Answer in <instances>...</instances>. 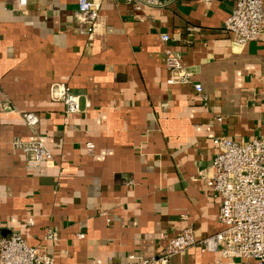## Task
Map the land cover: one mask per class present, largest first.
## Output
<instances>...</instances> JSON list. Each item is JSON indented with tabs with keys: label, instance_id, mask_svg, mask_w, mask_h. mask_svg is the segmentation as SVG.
<instances>
[{
	"label": "crops",
	"instance_id": "obj_1",
	"mask_svg": "<svg viewBox=\"0 0 264 264\" xmlns=\"http://www.w3.org/2000/svg\"><path fill=\"white\" fill-rule=\"evenodd\" d=\"M234 4L176 0L135 10L105 0L89 42L78 0H0V238L20 233L58 264H108L158 254L161 234L222 230L218 199L195 177L213 161L215 137L264 134V35L235 43L224 26ZM162 33L206 99L193 84L169 82ZM61 83L80 96L81 112L68 116L53 98ZM27 112L38 114L36 131L52 154L38 166L13 145L31 134ZM49 230L57 240L46 239ZM220 257L194 246L171 264Z\"/></svg>",
	"mask_w": 264,
	"mask_h": 264
},
{
	"label": "built area",
	"instance_id": "obj_2",
	"mask_svg": "<svg viewBox=\"0 0 264 264\" xmlns=\"http://www.w3.org/2000/svg\"><path fill=\"white\" fill-rule=\"evenodd\" d=\"M29 0H17L20 7ZM105 0H78L80 31L89 42L93 41L101 21V9ZM132 5L135 10L147 7H161L176 0H114ZM210 5L215 0H196ZM234 8L225 21V29L234 35V41L244 46L257 41L264 35V0H234ZM167 45L166 64L173 73L171 83L193 84L198 95L206 99L201 83L194 82V74L182 63V55L170 46L171 36L161 34ZM52 96L63 101L66 114L82 110L80 96L63 83L53 85ZM90 103H86V107ZM9 108V107H7ZM23 119L31 130L28 139H15L14 147L30 154L29 166H38L52 157L51 152L39 138L36 128L38 114L27 112ZM68 119H66L67 121ZM217 120L221 122L222 116ZM217 153L211 164L197 173L196 179L203 180L212 188L219 201V220L223 229L199 238L193 227H187L177 235L166 238V244L153 256L144 257L128 254L117 262L108 264H171L173 257L190 247H198L201 252L219 251L218 264L229 260L228 264H264V134L252 140H233L227 136H217L213 140ZM94 145L87 148L92 152ZM84 233L77 237L84 238ZM48 240H57V233L49 230ZM0 264H58L53 256L40 246H31L20 233L0 238Z\"/></svg>",
	"mask_w": 264,
	"mask_h": 264
}]
</instances>
